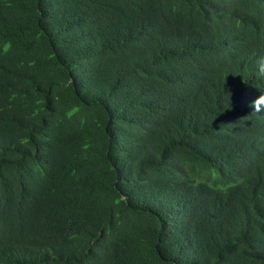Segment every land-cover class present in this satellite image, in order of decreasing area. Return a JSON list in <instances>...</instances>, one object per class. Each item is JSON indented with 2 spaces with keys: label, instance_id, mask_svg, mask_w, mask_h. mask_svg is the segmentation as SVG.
<instances>
[{
  "label": "trees",
  "instance_id": "obj_1",
  "mask_svg": "<svg viewBox=\"0 0 264 264\" xmlns=\"http://www.w3.org/2000/svg\"><path fill=\"white\" fill-rule=\"evenodd\" d=\"M0 264H264V0H0Z\"/></svg>",
  "mask_w": 264,
  "mask_h": 264
}]
</instances>
